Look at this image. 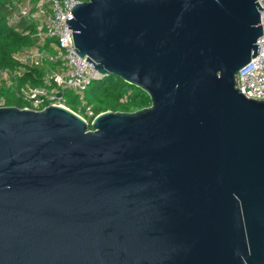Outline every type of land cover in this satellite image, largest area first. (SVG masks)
<instances>
[{"label":"water","instance_id":"obj_1","mask_svg":"<svg viewBox=\"0 0 264 264\" xmlns=\"http://www.w3.org/2000/svg\"><path fill=\"white\" fill-rule=\"evenodd\" d=\"M260 11L76 4L74 52L150 106L90 124L58 105L0 107V264H264V102L235 84Z\"/></svg>","mask_w":264,"mask_h":264},{"label":"built area","instance_id":"obj_2","mask_svg":"<svg viewBox=\"0 0 264 264\" xmlns=\"http://www.w3.org/2000/svg\"><path fill=\"white\" fill-rule=\"evenodd\" d=\"M83 1L10 0V5L17 10L14 17L24 18L34 27L31 37L35 40V46L25 51L18 60L27 61L34 67H40L43 63H47L51 68L45 73L41 87L19 86L20 71L1 69L0 107H4L1 90L5 88L24 103V106L19 109L41 111L47 106L58 105L71 111L64 106L61 93L62 90H70L78 97L81 103L79 108L83 110V114L71 112L87 123L89 119L92 121L96 117L91 107L86 104L85 92L92 81L101 77L93 66L86 62V57L80 58L74 52L72 30L68 29V25L65 23L66 19L69 21L73 18L72 8ZM257 3L262 9L260 11L262 36L257 41L258 53L237 72L235 84L247 99L264 102V0H257ZM47 41H51L54 53L45 50ZM51 85L55 88L48 89L46 87ZM58 93L61 94L60 97H57Z\"/></svg>","mask_w":264,"mask_h":264},{"label":"trees","instance_id":"obj_3","mask_svg":"<svg viewBox=\"0 0 264 264\" xmlns=\"http://www.w3.org/2000/svg\"><path fill=\"white\" fill-rule=\"evenodd\" d=\"M16 12V8L10 5V0H0V70L7 68L20 71L19 86L41 87L45 73L51 66L43 63L40 67H34L29 62L16 58L15 54H19L21 49L35 46V40L31 37L34 32L33 24L24 18L14 17ZM46 87L55 88L53 85ZM61 93L64 106L82 115L83 110L76 106L77 97L69 90H62ZM1 95L4 107L24 106L9 89L2 88ZM85 101L95 116L107 111L133 113L150 106V99L145 92L113 76L92 81L85 92ZM90 121L91 119L88 124Z\"/></svg>","mask_w":264,"mask_h":264},{"label":"rangeland","instance_id":"obj_4","mask_svg":"<svg viewBox=\"0 0 264 264\" xmlns=\"http://www.w3.org/2000/svg\"><path fill=\"white\" fill-rule=\"evenodd\" d=\"M53 46L51 45V41H47L46 43H45V50L46 51H49L50 53H54V50H53V48H52ZM28 49H30V47H26V48H23V49H21V51L19 52V54H15V56L17 57V58H20L21 56H23V53L25 52V51H27ZM59 91V90H58ZM70 91V90H69ZM71 93H72V95H74V96H76L75 94H74V92H72L71 91ZM3 96V95H2ZM77 97V96H76ZM76 101H77V103H76V106L77 107H79V106H81V103H80V101L78 100V97L76 98Z\"/></svg>","mask_w":264,"mask_h":264}]
</instances>
